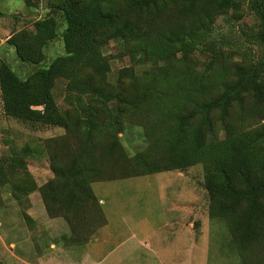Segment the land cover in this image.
I'll list each match as a JSON object with an SVG mask.
<instances>
[{"label": "trees", "instance_id": "trees-1", "mask_svg": "<svg viewBox=\"0 0 264 264\" xmlns=\"http://www.w3.org/2000/svg\"><path fill=\"white\" fill-rule=\"evenodd\" d=\"M241 2L48 0L30 30L5 39L24 70L0 58V102L7 116L61 127L63 145L45 149L51 177L36 184L23 169L25 187L11 183L13 197L37 191L46 215L67 226L63 243L78 245L105 222L92 182L200 163L208 217L224 221L239 264H264V60L225 63L217 52L196 70L189 59L204 44L205 24L228 10L237 15ZM245 10L256 20L247 40L264 47V0H245ZM112 39L142 68H121L110 84L101 48ZM53 40L61 52L48 59ZM57 78L62 110L51 91ZM127 123L142 127L146 152H125L119 134Z\"/></svg>", "mask_w": 264, "mask_h": 264}, {"label": "rangeland", "instance_id": "rangeland-1", "mask_svg": "<svg viewBox=\"0 0 264 264\" xmlns=\"http://www.w3.org/2000/svg\"><path fill=\"white\" fill-rule=\"evenodd\" d=\"M47 1L30 0L35 6L29 9L24 0H0V58L8 61L13 71L21 73L24 68L18 65V60L14 57L12 49L5 44V39L20 29L30 30L33 18L43 12ZM255 25V18L245 10V0H242L237 15L228 10L223 15L214 16L205 24L204 44L189 53L191 65L196 70H201L217 52L220 53V57H223L225 63H243L248 59L256 61L259 58L264 60V47L253 45L247 40V34L255 30ZM60 52L58 40L49 42L46 48L48 59ZM101 52L107 56L109 64V70L103 74L102 80L110 84L115 83L117 73L121 68L130 67L133 73H139L142 68L133 65L118 39L109 40L101 48ZM218 66L219 64L215 62L210 68L214 70ZM51 91L57 107L60 110L66 108L63 100V80L55 79ZM34 109H39V107H34ZM137 123L138 121L135 122ZM141 128V126L127 123L119 134V141L128 155L139 150L146 152L145 148L148 145L144 146L145 140ZM63 133V129L58 126L30 123L7 116L2 112L0 102V163L3 166L0 175V264L27 263L18 261L19 252L17 248L9 245V241H17L20 238L21 241L16 243L25 246L27 242H31L34 248H37L40 242L46 240V237L41 235L44 233L41 222L51 218L44 215L38 192L33 190V193H28V195L32 193L29 198L34 206L32 214L36 221L33 222L31 217L27 215L28 218H24L21 214L31 204L28 202V197L16 200L13 197L11 185L25 187L26 177L22 176L23 169L30 174L33 180H36V184L49 179L51 173L48 169L46 151L49 147L59 148L63 145ZM153 151L150 152L153 153ZM7 165H12V170L6 169ZM202 176L203 167L197 163L183 169H171L125 179L91 183L92 192L96 197L101 198L99 206L104 212L105 222L86 245L93 252L98 249V246H94L96 242H104L105 247H110L113 242L127 238L130 232H135V235L141 237L149 231H160L156 229L163 215H176L178 211L181 216L185 211L182 207L175 210L167 208L168 201L175 197L179 202L186 203V211H189V207L192 213L196 212L201 215L202 219H199L198 223L193 222V224H202L198 234L200 244L193 251L196 253V258L200 256L201 264H239L241 257L229 238L224 221L207 215L208 200L203 189ZM191 193L193 196H190ZM194 200L195 210L191 205ZM38 202L41 211L37 206ZM19 217L23 218L22 222ZM34 223H37V226H34ZM38 234L41 236L33 238ZM26 247H22L23 252ZM34 248H30L32 252ZM137 250L140 255H146V264H158L143 245L138 246ZM21 255L23 254H20V257ZM140 255L137 254L139 257ZM126 261L127 264H134V261L130 259ZM261 261H264L262 257ZM185 264H193V262L191 260Z\"/></svg>", "mask_w": 264, "mask_h": 264}, {"label": "crops", "instance_id": "crops-1", "mask_svg": "<svg viewBox=\"0 0 264 264\" xmlns=\"http://www.w3.org/2000/svg\"><path fill=\"white\" fill-rule=\"evenodd\" d=\"M178 175L181 176L182 174ZM31 194L27 195L28 202L31 204L29 207H27L25 214L31 217L34 222L36 221L32 214L34 211V206L32 205V202H30L29 198L31 197ZM190 196H193V193H191ZM96 198L99 204L101 202V198ZM39 202H41V200ZM39 202L37 206L40 210ZM185 204L186 203L184 202H179L178 198L176 199L175 197L168 201L167 208H172L175 210L176 208L182 207L183 210L185 209V211L181 216L178 211H176V215H163L162 220L156 229H160V231H149L145 234H142L141 237L135 235V232H130V234L127 235V238L115 243L113 242L110 247H105L104 242H96L94 246H98V249L94 250L93 252L86 244L91 241L97 229H99L104 224L99 226L87 241L78 245H66L63 243V236L68 234L67 226L63 220L58 217H48L43 208L44 215H46L48 218H51L48 221L45 220L41 222V224H43L42 230L44 232L43 234L41 233V235L46 237L45 242L39 241L40 243L38 247L36 246L37 248H34V244H31V242H27V245L25 246L16 243L21 241L19 238L17 241H9V245L13 248H17V251L19 252V254H17L18 261H24V263L27 262L26 264H127L128 262L126 259L134 261V264H146V255H140L137 252L138 246L142 245L148 249V253L151 254V257L157 260L158 264H185L191 260L193 264H201L200 256L198 255L199 259L196 258V253L193 251L194 248L200 244L198 234L200 233L202 224H193V222L198 223L200 221L199 219L202 218L199 213H192L191 208L189 207V211H186ZM191 205L195 210V200ZM101 211L104 214L102 208ZM20 221L22 222L23 218H20ZM34 224V226H37V223ZM28 232L30 233L31 230L29 229ZM41 235L38 234L33 238ZM22 247H26L25 252H23ZM30 248H34L33 252ZM36 249L38 252L35 251ZM96 252L97 254H95ZM20 254H23L21 255L22 257H20ZM137 254L140 255V257L137 256Z\"/></svg>", "mask_w": 264, "mask_h": 264}]
</instances>
